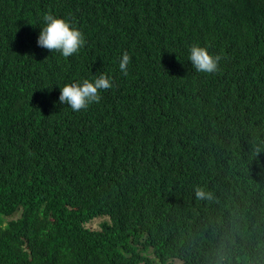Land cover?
Returning <instances> with one entry per match:
<instances>
[{
    "label": "trees",
    "instance_id": "16d2710c",
    "mask_svg": "<svg viewBox=\"0 0 264 264\" xmlns=\"http://www.w3.org/2000/svg\"><path fill=\"white\" fill-rule=\"evenodd\" d=\"M45 13L79 53L37 46ZM100 74L99 103H58ZM174 262L264 264V0H0V264Z\"/></svg>",
    "mask_w": 264,
    "mask_h": 264
},
{
    "label": "clouds",
    "instance_id": "9594fccd",
    "mask_svg": "<svg viewBox=\"0 0 264 264\" xmlns=\"http://www.w3.org/2000/svg\"><path fill=\"white\" fill-rule=\"evenodd\" d=\"M44 27L40 28L36 44L38 47L46 49L48 52H57L63 58H68L79 53L86 41L83 33L74 27L69 21L58 18L50 13L43 16ZM130 56L127 52L123 53L119 61V70L126 77L128 75V65ZM220 55H211L207 48L193 45L189 49L188 60L197 73L215 74L220 68ZM112 87L111 79L100 74L94 80L84 79L65 84L60 88L58 103L67 105L73 112L86 110L90 104L99 103L102 99L101 92ZM260 153V149H255ZM195 197L199 200H212L211 192H206L201 187L194 189Z\"/></svg>",
    "mask_w": 264,
    "mask_h": 264
},
{
    "label": "rangeland",
    "instance_id": "374dc122",
    "mask_svg": "<svg viewBox=\"0 0 264 264\" xmlns=\"http://www.w3.org/2000/svg\"><path fill=\"white\" fill-rule=\"evenodd\" d=\"M19 216V215H18ZM108 219L107 218H96L92 221H90L89 223H87L85 225V227L89 228V229H92V230H99L100 228V224L103 223L104 221H107ZM179 264L177 262H174V264Z\"/></svg>",
    "mask_w": 264,
    "mask_h": 264
}]
</instances>
